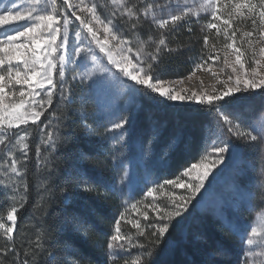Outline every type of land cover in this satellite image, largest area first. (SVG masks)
<instances>
[{
    "label": "snow or ice",
    "instance_id": "snow-or-ice-1",
    "mask_svg": "<svg viewBox=\"0 0 264 264\" xmlns=\"http://www.w3.org/2000/svg\"><path fill=\"white\" fill-rule=\"evenodd\" d=\"M110 2L111 10L103 18L92 0H27L23 5L7 0V5L0 7V153L7 160L3 175L9 181L5 184L0 180V193L5 198L11 193L15 201L6 216H0V237L5 242L0 246V257H3L0 264H4L9 254L17 256L16 236L20 234L17 214L28 202L26 174L31 151L28 141L37 136L40 143L35 148V167L42 169L37 192L49 194L53 202L56 191L60 190V203L64 205L80 192L87 193L85 199L119 200L124 205L138 191L143 192L149 182L159 188L170 186L163 206L155 202L149 205L155 215L142 213L144 223L141 219L129 218L127 208L118 212L114 224L104 232L106 239L93 242L99 252V264H116L118 260L124 264H168L166 260L157 261V257L168 255L181 243H188L189 234L182 226L192 215V209L201 204L197 197L203 199L202 190H209L206 183L211 186L225 169L235 173L234 195L229 205L234 214L226 217L222 206L209 209V214L245 246L237 264H264V218L259 226L244 222L242 213L246 208L250 210L252 194L242 183L243 164L237 163L242 161L246 150L264 152V0ZM201 13L210 16L201 29L209 32L202 37V53L206 49V55L199 56V62H194L187 77L169 80L166 78L168 63L184 54L179 48L170 47L174 42L172 37L185 25H191L193 17L199 20ZM21 21L25 23H18ZM248 22L251 30L237 27ZM211 30H215V35L210 41ZM192 31L188 27V32ZM238 34L241 44L237 43ZM69 64L71 75L66 79ZM213 65L217 70H213ZM198 69L210 73L215 83L206 87L201 80L195 89L181 87L185 79L192 80ZM54 75L59 79H54ZM127 95L149 106L150 139L146 148L141 144L136 161L125 140L126 136L129 140L133 136L136 118L121 104ZM54 97L56 103L65 106L80 102V108H70L68 115L81 122L86 137H97V143L103 145L98 155L104 156L106 169L91 164L93 156L77 149L72 153V162L58 170L55 160L68 144L76 142V137L70 124L61 126L59 120L55 131L52 130L51 117H45V112L52 107ZM89 102L95 106L93 112L87 111ZM161 107L172 110L169 117L175 129L191 123L197 136L185 137L174 132L159 167H168L170 153L190 154L194 144L198 162L181 165L180 175L159 184L158 178L150 181L152 170L148 169L146 157L152 152L153 141L161 135L163 125L153 119V110ZM74 123L76 119L71 120ZM100 128L104 134L98 131ZM42 150L51 156H42ZM86 165L100 173L95 182L88 177ZM105 170L109 173L107 177L103 175ZM18 181H24V186L17 200ZM68 185L71 189L65 190ZM176 189H182L183 193L177 195ZM157 190V187H147L145 195L152 197ZM131 207L136 208V204ZM61 213L51 224L45 219L37 228L31 260L13 259L11 264H77L84 260L79 250L71 242L62 241L61 236L70 232L91 240L103 217L94 208L71 213L64 208ZM122 222L131 225L135 233L123 231ZM178 229L181 241L172 239V233ZM192 238L204 239L198 233ZM72 256L76 259H69ZM216 256L225 259L217 260ZM228 256V247L218 244L206 258L190 264H232L226 259Z\"/></svg>",
    "mask_w": 264,
    "mask_h": 264
},
{
    "label": "rangeland",
    "instance_id": "rangeland-1",
    "mask_svg": "<svg viewBox=\"0 0 264 264\" xmlns=\"http://www.w3.org/2000/svg\"><path fill=\"white\" fill-rule=\"evenodd\" d=\"M18 5H23L27 3V0H16ZM78 2V0H76ZM92 2L96 3L98 5V11H100L102 18L111 10V2L110 0H92ZM191 2V0H190ZM201 2V0H197V3ZM7 5V0H0V7H4ZM70 16V13H69ZM70 19L78 25L79 22L75 21L74 17L70 16ZM208 19H210V16L206 13H201V18L197 20V18L193 17V23L191 25H185L183 28H181L176 36L179 38L180 34H182L184 30H186L187 34H191L186 36L185 45H182L183 41L181 39H175L173 38V43L170 44V47L173 48H179L184 54L180 55L178 57L173 58L168 63L169 73L167 75V79L169 80H175L180 79L181 77H187L190 72L193 69L194 62H199V56L201 54L206 55L207 50L203 49V35L209 34L208 30L205 29L203 32L201 29L203 26L207 23ZM18 23H25L23 21ZM9 26H5V28H8ZM188 27L192 28V32H188ZM237 27H241L244 30H251L250 22L247 24L241 25L237 24ZM14 34V33H12ZM0 35H2V32H0ZM179 35V36H178ZM215 30H211L210 34V41L214 39ZM69 37L70 39L73 37L72 33V26L69 27ZM59 42V41H58ZM220 43H223V38L221 37ZM237 43L241 44V41L239 39V34L237 38ZM188 49H191V51H188ZM177 63V64H174ZM72 65L66 66V75L65 78L69 79L71 73L68 72V69H70ZM213 70H217V66L213 65ZM223 78V77H221ZM54 79H59L58 76L54 75ZM204 82V85L207 87L213 83H215V80L212 78L211 74L204 71V70H196L195 75L193 76L191 81H188L187 79L184 80L183 85L181 87L195 89L198 87L200 81ZM260 91V90H257ZM56 97H54L53 105L52 107L48 108V110L45 112V117L50 116L51 117V128L53 131H55V128L58 126L56 124V121L59 120L61 123H67L69 119H76L74 116L68 115L70 108H80V102L77 101L75 105L72 106H65L64 104L56 103ZM121 104L123 107L128 109L129 113H134L135 116L139 109L141 108V100L139 98H136L132 95H127L122 101ZM257 104H259V101L257 100ZM87 111L93 112L95 110V106L89 102L86 105ZM67 117V118H66ZM44 117H42V120ZM81 123V122H80ZM91 123V121H89ZM29 129L31 130V126H29ZM101 134H104V129L100 128L98 130ZM90 139H95L97 142V137H90ZM125 140L129 143V148L131 151V156L134 161L139 159L140 156V146L143 144L145 148L147 147V144L142 143L140 137L137 135L135 123H134V134L129 140V138L126 136ZM30 145V149L32 147L36 148V145L40 143V138L37 136L35 138H30L28 141ZM109 144H113L114 142L109 141ZM102 149H101V148ZM98 149L101 151L103 150V145L98 143ZM128 151V150H126ZM19 155V153H17ZM41 155H49L41 151ZM163 156V151L160 152L157 147L152 145V152L149 156L146 157V159L149 161L148 163V169L151 171L150 181L155 180L158 178V183L162 184L165 179L169 178H175L176 175H180L183 171L182 169H176L173 166L170 165V162L168 161V167L166 169H161L159 167V160ZM0 180H2L5 184H8V178L3 175L4 168L6 166L7 160L6 157H4V153H0ZM104 158V157H103ZM105 159V158H104ZM198 162V161H196ZM243 164L244 167V175L242 178V183L247 187L248 191L252 194L251 200H250V210L247 208L243 211L242 216L244 219V222L251 223L253 226H259L261 222V218H264V152H261L259 150H246L245 153L242 156V161H238L237 163ZM106 166V165H105ZM107 167V166H106ZM109 174V173H108ZM141 174H145L144 168L142 166L141 168ZM215 175V173H214ZM235 173H229L227 169L223 171L222 174H220L215 182L209 186L206 183V187H208V191L204 192L202 190V197L203 199L198 196L197 199H201V204L197 205L195 209H192V215L184 222V225L182 226L189 234V240L187 244H179L175 249L177 250H184L185 253L191 248L192 244H199V247H195V250L192 251L193 254V261H199L201 259L206 258L207 256H204L205 254L201 253L200 247H204V242L202 240L196 241L193 240L192 235L193 234H201V235H212V243L215 246L213 250H210L209 253L214 252L216 249V246L218 244H224L229 249V256L226 259H229L232 261V264H237L238 261H240L244 255V245H241L238 240L231 237L224 229L221 228V224L218 225L217 230H214V228L211 227L209 221L207 220V216L211 217V220L217 221V218L209 214V209L217 208L222 206L224 209L225 216L228 218H231V216L234 214L232 210H230L229 205L232 203L233 199V190H232V183L234 179ZM209 180H212V177H209ZM23 186L24 181H18L17 188L15 190L16 199H19V194L23 192ZM147 187H157V191L153 193L152 197H148L145 195L147 191ZM147 187H144L143 192H137L135 194L134 198L129 201L128 204H121V201L118 200V205H120L119 211H125V208H127L126 215L129 218L132 219H141V222L144 223L142 220V213L147 211L149 213H154L149 207L153 202H155L158 205L163 206L167 202V197L169 195L170 186H166L165 188H159L157 184H153L149 182ZM175 193L177 195L182 194V189H176ZM10 196L12 194L10 193ZM127 199V198H125ZM195 203V201H193ZM131 204H136V208H132ZM155 215V213H154ZM220 223V222H219ZM218 224V223H217ZM131 226V225H130ZM123 231L126 233H133V230H128L126 226L122 227ZM178 232L181 233V231L178 229ZM182 235V234H181ZM194 247V246H192ZM254 250L258 251V248H255L253 246ZM187 250V251H186ZM136 249H133L132 252L135 253ZM197 251V252H196ZM200 251V252H199ZM207 253V251H206ZM215 259H225V257L216 256Z\"/></svg>",
    "mask_w": 264,
    "mask_h": 264
},
{
    "label": "trees",
    "instance_id": "trees-1",
    "mask_svg": "<svg viewBox=\"0 0 264 264\" xmlns=\"http://www.w3.org/2000/svg\"><path fill=\"white\" fill-rule=\"evenodd\" d=\"M182 32V34L179 33V38L176 36L177 33H175L172 39H181V41H183L182 45H185L184 43L186 41V36L191 34H187L186 30ZM174 64L177 63L174 62ZM148 108L149 106L141 100V108L137 112L134 121L137 135L140 137L142 143L144 144H147L150 139L151 123L148 119ZM171 111V109H165L163 107L153 110V119L158 120L163 125V127L161 128V135L158 139L153 141L152 145L155 146V148L157 147L160 152L163 151V153L166 144L168 143L169 137L174 132H178L185 137L197 136L196 128L191 123L185 128L175 129L173 126V122L169 117ZM165 121H167V123H165ZM68 124H70V130L76 137V142L68 144L62 154L55 160V163L58 165V170L64 169L68 163L72 162V153H74L77 149H82L83 151L93 156V160L90 162L91 164H95L99 168L106 169L103 158L104 156L98 155V151H101L100 149H98V143L95 141V139H90V137H86L84 135L80 121L76 120V123L71 124V119H69L67 123H61V126ZM90 140L92 141L91 144L89 142ZM35 159V148L32 147L31 151L29 152V172L26 174V182L29 185L28 202L25 204V207L21 209L17 214V231L20 233L19 236H16L17 256L13 257L11 254H9L7 260L4 261V264H11V261L13 259L23 260L26 257L31 260L32 245L37 235V228L41 223H43L45 219H47L48 223L51 224L58 214H62L61 209L64 208H66L69 213L73 211H84L88 208H94L99 216L103 217V223L100 224L99 227H97L91 234V240L78 238L70 232L64 233L61 236L62 241L67 240L71 242L73 246L79 250V256L84 257V260L82 262L77 261V264H89V262H91V264H99V252L93 246V242H103L106 239V237L104 236V232L109 231V225L114 224V218L118 217V212H120L118 210L120 209L118 200L104 202L96 201L93 199H85L87 193L80 192L74 194L72 201L64 205L60 203L62 193L60 190H57L55 193V200L53 202L49 194L44 193L43 195H39L37 192V184L39 182L42 169L38 170L35 167ZM167 159L170 162L171 166H173L177 170L182 169L183 167H180L181 165L188 166L191 162L198 161L197 146L195 144L193 145L190 154L185 155L180 152L170 153ZM86 167L88 170V177L93 182H95L100 173L88 165H86ZM60 175L63 181V173L60 172ZM103 175L107 177L109 175L108 171L105 170L103 172ZM70 189L71 185H68L65 190ZM14 202L15 201L12 199V196H10V194L7 198H5L3 193H0V216H6V212L10 209L11 204ZM150 215L153 216L154 213H150ZM207 220L209 221L211 227L214 228V230H217V226L220 225V223L211 220V217L209 216H207ZM123 226H126L128 230H133L132 234L135 233V229H132L129 224L122 222V227ZM202 236L204 237V239H202V242H204V247H200V250L202 254H205L204 256H207L209 251L213 250L215 246L211 241V234ZM172 239L175 241H181V233L178 231L172 233ZM4 243L5 242L3 238L0 237V246H3ZM195 247H199V244H192L191 248L188 251L186 250V253L182 249H173L168 255H161L157 257V261L166 260L168 264H185V262H189L190 264V262L193 261L194 253H192V251L195 250ZM0 259H3V257H0ZM69 259H76V257L72 256L69 257ZM116 264H124V262L123 260H118Z\"/></svg>",
    "mask_w": 264,
    "mask_h": 264
}]
</instances>
